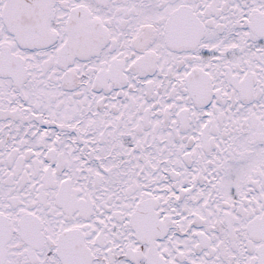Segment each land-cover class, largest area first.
Segmentation results:
<instances>
[{"label":"snow or ice","instance_id":"1","mask_svg":"<svg viewBox=\"0 0 264 264\" xmlns=\"http://www.w3.org/2000/svg\"><path fill=\"white\" fill-rule=\"evenodd\" d=\"M0 264H264V0H0Z\"/></svg>","mask_w":264,"mask_h":264}]
</instances>
